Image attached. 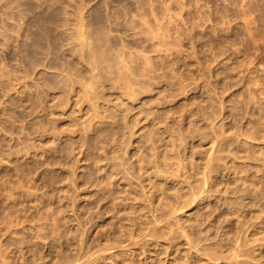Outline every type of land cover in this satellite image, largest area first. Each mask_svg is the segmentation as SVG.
Returning a JSON list of instances; mask_svg holds the SVG:
<instances>
[{"label": "rangeland", "instance_id": "obj_1", "mask_svg": "<svg viewBox=\"0 0 264 264\" xmlns=\"http://www.w3.org/2000/svg\"><path fill=\"white\" fill-rule=\"evenodd\" d=\"M0 264H264V0H0Z\"/></svg>", "mask_w": 264, "mask_h": 264}, {"label": "bare ground", "instance_id": "obj_2", "mask_svg": "<svg viewBox=\"0 0 264 264\" xmlns=\"http://www.w3.org/2000/svg\"><path fill=\"white\" fill-rule=\"evenodd\" d=\"M82 26V25H81ZM83 27V26H82ZM81 28V27H80ZM83 29V28H82ZM81 30V29H80ZM83 33V32H82ZM206 185V184H205ZM195 193V192H194ZM111 249V248H110Z\"/></svg>", "mask_w": 264, "mask_h": 264}]
</instances>
